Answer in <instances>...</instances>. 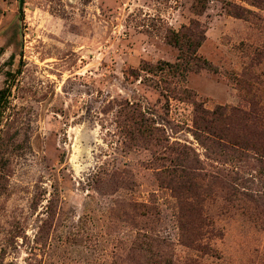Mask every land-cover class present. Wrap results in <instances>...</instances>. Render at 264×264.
I'll return each mask as SVG.
<instances>
[{"label":"rangeland","instance_id":"1","mask_svg":"<svg viewBox=\"0 0 264 264\" xmlns=\"http://www.w3.org/2000/svg\"><path fill=\"white\" fill-rule=\"evenodd\" d=\"M193 4L23 0L20 12L0 0V264H264L261 126L250 122L264 117V0H206L201 15ZM191 21L217 72L164 84L142 71L178 61L166 35ZM184 88L254 151L200 145ZM129 106L165 154L131 134ZM183 161L205 176L192 180Z\"/></svg>","mask_w":264,"mask_h":264},{"label":"trees","instance_id":"2","mask_svg":"<svg viewBox=\"0 0 264 264\" xmlns=\"http://www.w3.org/2000/svg\"><path fill=\"white\" fill-rule=\"evenodd\" d=\"M23 0H19V10L22 12ZM206 8V0H194L192 6L193 13L195 15H201ZM237 10L230 13L236 18H247L250 14V11L241 9L238 7ZM167 43L178 50V57L176 63H168L164 61H159L155 65H142L141 70L150 74H160V81L164 84L168 83V78L176 81L178 84H184L189 73L200 71L202 69H208L213 72H217L214 69H209V65L206 61L201 60L198 56V50L201 47L205 39V30L198 21H191L189 25H183L178 31H170L166 35ZM166 93H170V89L165 87L163 89ZM6 94L5 90H0V107L2 105L1 101L4 99ZM171 94V93H170ZM180 94L183 96H178L177 101L183 102L184 100L190 101L194 107V112L196 116L193 119V138L203 146L207 148H216L226 151L228 154H231L233 157L235 155L242 156L246 151H254L249 149L245 144L243 139H240L237 136H230V131L222 129L217 122H220L223 119L224 110L219 108L213 112L204 111L192 98V93L186 88L180 89ZM186 98V99H185ZM257 104H252L250 109V114L256 116ZM133 107L129 106L126 109V112L122 111V114L131 121L130 122V132L134 135L139 141L146 142L150 145H155V147L163 148L161 154H165L167 147L163 143H160V140L157 136V129L153 126H149L145 123L143 118L138 117L136 113L129 115V111H134ZM221 111V112H220ZM239 114V121L244 122L249 120V114L247 112H237ZM236 114L235 110L230 111V115ZM254 119L259 121L261 126L259 134V142L262 145V150L260 158L261 161H264V117L257 118L253 117L250 121L254 126ZM245 126V125H243ZM230 132V133H229ZM185 151L187 147L183 148ZM187 155V153H182V155ZM156 157L155 153L153 155ZM183 169L190 171L188 174L191 176L192 180H199L205 175V169L200 166L198 162L196 164L192 162L183 161ZM168 169H166L167 171ZM193 186H188V191L191 190ZM236 193V191L233 189ZM193 206V205H191Z\"/></svg>","mask_w":264,"mask_h":264}]
</instances>
